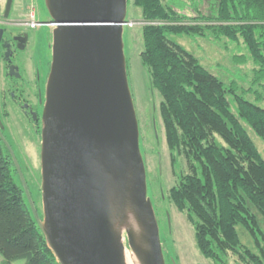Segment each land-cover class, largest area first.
I'll list each match as a JSON object with an SVG mask.
<instances>
[{
  "label": "trees",
  "instance_id": "1",
  "mask_svg": "<svg viewBox=\"0 0 264 264\" xmlns=\"http://www.w3.org/2000/svg\"><path fill=\"white\" fill-rule=\"evenodd\" d=\"M130 1V0H129ZM141 7V58L160 93L161 120L171 165L183 156L189 172L171 187L169 198L193 225L195 243L214 264H264V157L248 128L264 139V107L247 98L236 80L224 82L170 34H209L243 40L264 88V0H218L212 15L179 13L163 0H132ZM192 19L190 23H184ZM244 64L245 55H235ZM237 105L233 111L231 103ZM216 134L227 143L218 144ZM19 178V183L16 180ZM12 154L0 138V253L4 264H61L27 202ZM248 231L256 250L241 241Z\"/></svg>",
  "mask_w": 264,
  "mask_h": 264
},
{
  "label": "water",
  "instance_id": "2",
  "mask_svg": "<svg viewBox=\"0 0 264 264\" xmlns=\"http://www.w3.org/2000/svg\"><path fill=\"white\" fill-rule=\"evenodd\" d=\"M128 2L46 0L55 27L42 118V216L0 130L61 264H127L124 233L138 264H167L129 85Z\"/></svg>",
  "mask_w": 264,
  "mask_h": 264
},
{
  "label": "rangeland",
  "instance_id": "3",
  "mask_svg": "<svg viewBox=\"0 0 264 264\" xmlns=\"http://www.w3.org/2000/svg\"><path fill=\"white\" fill-rule=\"evenodd\" d=\"M9 0H0V10ZM13 12L29 17L31 10H34L38 18L42 21L51 20V15L47 9L46 0H14ZM218 0H163V3L172 7L179 13H187L190 16L201 11L205 15H212L218 5ZM15 15V14H14ZM16 16V15H15ZM128 23L133 25L124 26L125 53L128 64L129 85L131 87L132 98H134L135 110L140 127V144L142 155H144L145 167H147L148 195L153 201L155 212L157 213L160 225V235L167 264H214L211 259L203 256L195 243V233L193 225L187 220L185 212L177 209L176 205L170 200L171 187L178 183L181 175L189 172L183 156L178 157V167L176 171L171 165L168 143H166V132L164 131L163 121L161 120L160 103L162 97L159 91L152 86V78L148 66L143 63L141 51L144 48L142 39V26L146 23L142 17V9L134 5L132 0L128 2ZM28 19V18H27ZM192 19L186 20L190 23ZM51 27H43L33 32L34 38L32 47L28 50L30 57L29 64L37 67L43 62L45 64L46 55L50 59L51 52ZM169 38L179 43L185 50L191 52L198 61L210 72H213L224 82L234 81L240 83L243 88H252L254 92H259L264 97V88L261 84H256L254 80V65L249 57L248 47L243 40L235 41L227 37L221 40L209 34H170ZM247 61L244 64L234 60L235 55H245ZM3 58L0 52V69H3ZM0 75V91L7 88V78ZM4 88V89H3ZM247 98L255 104L264 107V98L256 100L257 94L247 92ZM233 111H237V105L231 103ZM249 133L254 140L258 150L264 157V139L258 136L253 128L246 125ZM13 134L6 129L3 136L6 138L11 149H13L17 161L24 172L26 183L30 195L34 200L40 216L43 215V194L41 192V148L40 141H26L17 143L16 135L21 133V126L13 125ZM17 133V134H16ZM19 138V137H17ZM21 139V138H20ZM218 144L226 146L227 143L222 137L216 134ZM22 146V148H21ZM19 147L24 151L19 153ZM16 180L19 178L16 176ZM29 203V200H27ZM264 227V224H263ZM241 241L248 247L256 250L248 231L242 226L238 227ZM126 248L128 236L124 233ZM131 249V248H129ZM236 256H232L229 264L235 263ZM0 264H4L3 262ZM11 264H24L23 260H15Z\"/></svg>",
  "mask_w": 264,
  "mask_h": 264
},
{
  "label": "flooded vegetation",
  "instance_id": "4",
  "mask_svg": "<svg viewBox=\"0 0 264 264\" xmlns=\"http://www.w3.org/2000/svg\"><path fill=\"white\" fill-rule=\"evenodd\" d=\"M13 1L9 9L7 1L0 10V52L4 64L3 69H0V75L7 78V88L0 91V130L2 133L6 129L13 134V125L21 126V133L19 135L16 133V138H14V140L17 139V143L22 145L26 141L31 142L36 139L41 144L45 89L51 69L53 44L51 42L50 59L46 51L47 62L45 64L42 62L37 67L32 63L29 64L28 50L32 47L35 30L50 26L52 33L55 26L51 22L52 19L42 21L36 14V25L33 27L28 23V17L24 19L22 14L13 12ZM51 37L53 41V33ZM21 148L19 147V153L24 151Z\"/></svg>",
  "mask_w": 264,
  "mask_h": 264
},
{
  "label": "bare ground",
  "instance_id": "5",
  "mask_svg": "<svg viewBox=\"0 0 264 264\" xmlns=\"http://www.w3.org/2000/svg\"><path fill=\"white\" fill-rule=\"evenodd\" d=\"M126 259H127V264H138L139 263L134 252L129 248L126 249Z\"/></svg>",
  "mask_w": 264,
  "mask_h": 264
},
{
  "label": "built area",
  "instance_id": "6",
  "mask_svg": "<svg viewBox=\"0 0 264 264\" xmlns=\"http://www.w3.org/2000/svg\"><path fill=\"white\" fill-rule=\"evenodd\" d=\"M32 12H31V14L29 15V17H28V23H30L33 27L36 25V17H35V15H36V12L34 11V10H31ZM128 25H133V23H127Z\"/></svg>",
  "mask_w": 264,
  "mask_h": 264
},
{
  "label": "crops",
  "instance_id": "7",
  "mask_svg": "<svg viewBox=\"0 0 264 264\" xmlns=\"http://www.w3.org/2000/svg\"><path fill=\"white\" fill-rule=\"evenodd\" d=\"M4 261V257L2 255V253H0V263H2Z\"/></svg>",
  "mask_w": 264,
  "mask_h": 264
}]
</instances>
